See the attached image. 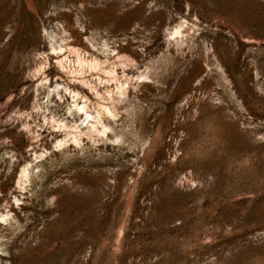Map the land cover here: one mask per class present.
<instances>
[{"label": "rangeland", "instance_id": "374dc122", "mask_svg": "<svg viewBox=\"0 0 264 264\" xmlns=\"http://www.w3.org/2000/svg\"><path fill=\"white\" fill-rule=\"evenodd\" d=\"M0 264H264V0H0Z\"/></svg>", "mask_w": 264, "mask_h": 264}, {"label": "bare ground", "instance_id": "6f19581e", "mask_svg": "<svg viewBox=\"0 0 264 264\" xmlns=\"http://www.w3.org/2000/svg\"><path fill=\"white\" fill-rule=\"evenodd\" d=\"M175 32H179V30L176 29ZM62 49L63 48L61 46H59L58 50L55 51V53L57 54L56 59H55L56 64L61 68L68 67V69H71V66H72L73 70H70V71L72 73L74 72V75H78V78H79L78 83L83 87L89 88L92 92H94V94L98 95V92L95 88V85L94 84L91 85L90 80H88L87 78L84 77V73L87 72L90 74H96V79L99 80L100 78L98 76V71H101V72L107 74L109 77L113 76L114 71L112 69H104L101 65V61H99L97 58L92 57L90 59H86L83 56H81V54L75 48L68 46V51L73 52L75 55V58L70 60L68 57V54H64V51H62ZM57 88H58V85H56L54 87V90L57 91ZM63 88L65 90H67L69 93L71 92V98L73 99V102H74L73 108L75 110L71 109L70 107L68 108V110L70 112H75V114H83V117L80 120H81V123L82 122L87 123L86 127L89 130V132L91 131V133H92V131H98L96 124L100 125V114H101L100 112L103 109L108 114H112L111 108H109L110 107L109 105H108L109 107H107V106L102 107V110L100 112L97 111L95 114L94 113L92 114L91 112H89L87 110V105L84 102L85 99H83V102H81L80 104L76 101V97L79 95L78 90L69 89L66 86H64ZM118 89H119L120 93L124 92L123 91L124 87L122 85H120ZM108 95L110 96V92H108ZM81 97H84V96L81 95ZM72 126H74V125H72ZM101 127L104 128L103 125H101ZM102 128H100L99 131L102 132V130H103ZM79 134L80 133H72V136H71L72 141L78 142ZM82 135H83V133H82ZM79 140H80V137H79ZM25 169L26 168L21 169V172L18 176V180L21 179L22 177H26L27 173H26Z\"/></svg>", "mask_w": 264, "mask_h": 264}]
</instances>
